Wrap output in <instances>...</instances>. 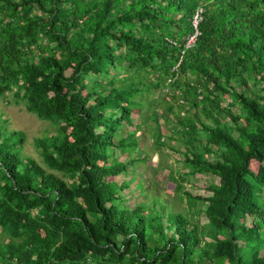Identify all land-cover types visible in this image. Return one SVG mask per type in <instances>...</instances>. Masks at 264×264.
Masks as SVG:
<instances>
[{"label": "trees", "instance_id": "16d2710c", "mask_svg": "<svg viewBox=\"0 0 264 264\" xmlns=\"http://www.w3.org/2000/svg\"><path fill=\"white\" fill-rule=\"evenodd\" d=\"M13 96L55 132L36 139L47 169L0 111V264H264V0H0ZM150 139L183 156L186 172L150 169L170 170L184 211L154 180L124 204ZM202 172L222 180L207 198L184 185Z\"/></svg>", "mask_w": 264, "mask_h": 264}, {"label": "rangeland", "instance_id": "374dc122", "mask_svg": "<svg viewBox=\"0 0 264 264\" xmlns=\"http://www.w3.org/2000/svg\"><path fill=\"white\" fill-rule=\"evenodd\" d=\"M124 73H122L123 75ZM120 84V83H119ZM128 84V82H127ZM12 102L7 103L6 99L0 98V111H5L4 117L9 118V126L11 128L22 129L26 132V142L24 144V152L26 155L32 156L38 162H40L45 168L48 169L46 164L44 163L43 157L41 155V148L36 145V139L39 137H44L45 135H52L55 132V127L49 120H41L37 118L33 113H30L26 110L24 104L21 102L15 103L14 96L11 97ZM161 108L159 113L162 112ZM143 110L142 105H138L135 107L134 112L132 113L131 123H129V129L132 132H136V134L141 133V127H139L140 121L144 118L141 114ZM141 114V115H140ZM162 121V120H161ZM144 128V127H143ZM165 130V129H164ZM152 140L150 139L145 146L147 149H143L140 152V155L143 156L145 153H150V157H148L147 161L144 162H136L133 165L128 167L129 172L127 174H123L119 177V181L122 184L128 183V186L122 191V194L126 197L124 204L129 208L133 209L138 203H141L147 200V196L144 195L145 192L141 191L139 185L142 183L146 187L152 188V180H154L156 184V189L153 188V195H158L159 193L163 195L165 199H171L174 203L177 202V209L184 211V207L186 204L184 202H180L176 196L175 192V183L168 177L169 169L165 170H157L156 174L151 172V167H155L157 165L158 160L161 156L164 157L166 163L171 165L172 169L182 168L183 172L188 171L187 168L182 167V159L183 156L179 153L175 152L170 148L158 149L155 151V148L152 147ZM175 145V141L172 142V146ZM136 151L138 148H135ZM147 151V152H146ZM120 160H125L128 157V152L120 153L117 152ZM251 168L256 172H261L264 170V162H259L252 160ZM148 178L145 180V178ZM78 178V176H77ZM70 182H72L71 178H67ZM144 179V180H142ZM143 181V182H142ZM221 177L214 173L202 172L197 174L196 176L190 178L187 182L184 181V185H186V189L192 195H201L202 197H210L212 196L211 187L213 185H218L221 183ZM176 196V197H175ZM175 199V200H174ZM210 203L207 200L200 199L196 203L192 210V214L194 215V219L198 222L205 223L208 221V218L205 214V211L209 208ZM251 218L249 217V222ZM210 239V238H209ZM262 255L264 257V248L262 249Z\"/></svg>", "mask_w": 264, "mask_h": 264}, {"label": "built area", "instance_id": "2783aa9c", "mask_svg": "<svg viewBox=\"0 0 264 264\" xmlns=\"http://www.w3.org/2000/svg\"><path fill=\"white\" fill-rule=\"evenodd\" d=\"M191 41H192V42L194 41V37L191 38Z\"/></svg>", "mask_w": 264, "mask_h": 264}]
</instances>
